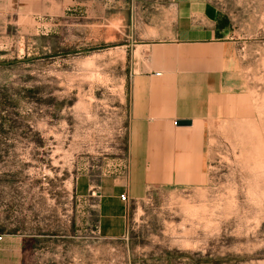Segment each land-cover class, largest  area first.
Here are the masks:
<instances>
[{
  "label": "rangeland",
  "instance_id": "1",
  "mask_svg": "<svg viewBox=\"0 0 264 264\" xmlns=\"http://www.w3.org/2000/svg\"><path fill=\"white\" fill-rule=\"evenodd\" d=\"M179 1L0 0V232L20 264H264V0H208L235 65L204 179L130 199L116 238L76 194L125 172L132 55Z\"/></svg>",
  "mask_w": 264,
  "mask_h": 264
},
{
  "label": "crops",
  "instance_id": "2",
  "mask_svg": "<svg viewBox=\"0 0 264 264\" xmlns=\"http://www.w3.org/2000/svg\"><path fill=\"white\" fill-rule=\"evenodd\" d=\"M208 0H180L168 34L139 44L132 55L125 172L99 182L78 178L76 194L97 195L99 233L116 238L125 229L129 199L152 186L200 182L209 163L206 134L218 102L232 95L235 46ZM189 119V125L178 120ZM0 264H20L23 241L1 233Z\"/></svg>",
  "mask_w": 264,
  "mask_h": 264
},
{
  "label": "water",
  "instance_id": "3",
  "mask_svg": "<svg viewBox=\"0 0 264 264\" xmlns=\"http://www.w3.org/2000/svg\"><path fill=\"white\" fill-rule=\"evenodd\" d=\"M177 123H178L179 125H189V124L192 123V121L189 120V119H181V120H178Z\"/></svg>",
  "mask_w": 264,
  "mask_h": 264
},
{
  "label": "built area",
  "instance_id": "4",
  "mask_svg": "<svg viewBox=\"0 0 264 264\" xmlns=\"http://www.w3.org/2000/svg\"><path fill=\"white\" fill-rule=\"evenodd\" d=\"M121 198H122V200L127 201V202L130 200V199H128V196L126 194H122ZM98 231H99V228H98ZM3 237H4L3 234H0V240H2Z\"/></svg>",
  "mask_w": 264,
  "mask_h": 264
}]
</instances>
